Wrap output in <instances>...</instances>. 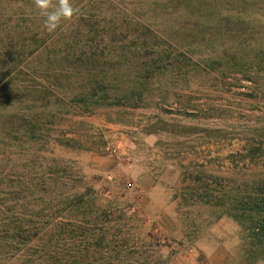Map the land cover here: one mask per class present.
Here are the masks:
<instances>
[{
    "label": "trees",
    "instance_id": "obj_1",
    "mask_svg": "<svg viewBox=\"0 0 264 264\" xmlns=\"http://www.w3.org/2000/svg\"><path fill=\"white\" fill-rule=\"evenodd\" d=\"M263 2L72 0L77 15L49 33L34 0L5 1L0 264H149L151 254L139 256L155 242L139 232L134 205H100L94 187L57 150L101 142L87 138V116L100 108L138 107L157 91L166 104L172 85L202 70L246 80L264 70V33L254 27L256 10L249 11L264 9ZM256 151L246 154L262 162L237 172L242 177L229 187L205 180L188 185L184 198L241 226L248 264L264 261V154Z\"/></svg>",
    "mask_w": 264,
    "mask_h": 264
},
{
    "label": "rangeland",
    "instance_id": "obj_2",
    "mask_svg": "<svg viewBox=\"0 0 264 264\" xmlns=\"http://www.w3.org/2000/svg\"><path fill=\"white\" fill-rule=\"evenodd\" d=\"M1 1L0 7L12 0ZM252 9L254 27L264 33V9ZM251 76L202 70L172 85L166 104L157 91L138 107L100 108L87 116V138L101 142L57 150L94 187L100 205L137 209L139 232L155 242L139 260L151 254L149 264H248L241 226L218 218L212 205L184 198L188 185L229 187L242 177L237 172L262 162L246 154L259 147L264 154V70Z\"/></svg>",
    "mask_w": 264,
    "mask_h": 264
},
{
    "label": "clouds",
    "instance_id": "obj_3",
    "mask_svg": "<svg viewBox=\"0 0 264 264\" xmlns=\"http://www.w3.org/2000/svg\"><path fill=\"white\" fill-rule=\"evenodd\" d=\"M34 4L44 18V29L49 33L56 31L63 21L71 20L79 12L72 0H34Z\"/></svg>",
    "mask_w": 264,
    "mask_h": 264
}]
</instances>
